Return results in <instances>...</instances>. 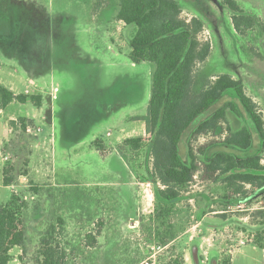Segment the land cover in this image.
<instances>
[{
	"label": "rangeland",
	"instance_id": "obj_1",
	"mask_svg": "<svg viewBox=\"0 0 264 264\" xmlns=\"http://www.w3.org/2000/svg\"><path fill=\"white\" fill-rule=\"evenodd\" d=\"M177 1L184 18L202 20L200 39L211 43L195 89L230 74L264 123V0H237L258 19L243 34L224 0ZM118 10L119 0H0V82L42 95L41 106L14 101L0 114V204L18 196L27 233V251L15 247L9 264H40V240L60 218L65 264H196L194 246L199 264H264V186H232L228 174L205 169L214 153L259 155L264 164V139L234 91L196 119L234 104L221 130L192 140L198 171L158 218L151 142L139 150L124 143L144 136L138 118L148 112L154 64L130 60L136 26L122 24ZM21 116L41 131L27 133ZM243 126L252 134L249 148L224 143L229 129ZM190 141L185 134L179 143L185 162ZM5 178L12 184L5 186Z\"/></svg>",
	"mask_w": 264,
	"mask_h": 264
},
{
	"label": "trees",
	"instance_id": "obj_2",
	"mask_svg": "<svg viewBox=\"0 0 264 264\" xmlns=\"http://www.w3.org/2000/svg\"><path fill=\"white\" fill-rule=\"evenodd\" d=\"M224 3L233 12L231 19L238 33L243 34L257 26L258 19L246 13L237 0H224ZM117 18L127 25L136 26L130 39V60L134 63L154 64L148 112L138 118L145 124L146 135L126 138L124 143L139 150L143 142H151L150 176L156 185L155 212L158 218H163L181 200L183 188L193 181L198 171L192 140L221 130L222 123L226 121L227 109L235 110V107L232 102L225 103L194 124L200 115L229 91H234L262 139L264 123L252 99L247 96L244 85L230 74L215 76L199 91L195 89L197 65L210 56L211 43L200 39L204 29L202 20L196 16L184 18L177 0H119ZM29 99L36 106L42 105L41 95L16 94L0 82V110L14 101L25 103ZM20 119L24 128L27 122L33 123V119ZM227 132L225 144L243 149L252 145V134L246 126L235 131L229 129ZM185 134L191 135L189 162L183 161L179 152V143ZM95 142L104 148L99 139ZM205 169L212 174H228L226 179L232 186L238 183L251 184L256 188L264 186V174L256 173L264 172V164L259 155L242 159L231 154L214 153ZM12 182V178L4 179L5 186ZM18 201V196L13 194L8 204H0V264L10 263L13 259L11 251L15 247L27 251V233L21 213L22 206L18 205ZM64 223V219L60 218L59 224L50 225L42 236L38 251L40 264H65L67 253L57 240L58 226L63 228ZM90 236L88 245L93 247L96 240Z\"/></svg>",
	"mask_w": 264,
	"mask_h": 264
},
{
	"label": "built area",
	"instance_id": "obj_3",
	"mask_svg": "<svg viewBox=\"0 0 264 264\" xmlns=\"http://www.w3.org/2000/svg\"><path fill=\"white\" fill-rule=\"evenodd\" d=\"M25 130H26L27 133L37 134V133H39L41 131V128L40 127H37L36 125L27 124ZM151 186H152V184L150 182H148L146 184L147 189L148 190H151V192H152Z\"/></svg>",
	"mask_w": 264,
	"mask_h": 264
},
{
	"label": "crops",
	"instance_id": "obj_4",
	"mask_svg": "<svg viewBox=\"0 0 264 264\" xmlns=\"http://www.w3.org/2000/svg\"><path fill=\"white\" fill-rule=\"evenodd\" d=\"M119 11V10H118ZM119 20V19H118ZM122 24H125V25H127L125 22H123V21H121V20H119ZM127 26H129V25H127ZM2 63V62H1ZM134 63V62H133ZM12 90V89H11ZM13 91V90H12ZM16 93V92H15ZM26 93H29V91H26ZM16 94H18V93H16ZM37 95V94H36ZM39 95H41V94H39ZM42 96V95H41ZM19 102V101H18ZM10 105V104H9ZM4 109L3 110H1V112H0V114H3L4 113ZM21 117H25V116H21ZM26 118H29V117H26ZM17 118L16 117H11L10 118V120H16ZM29 119H31V118H29ZM142 123H143V134L145 135V124H144V122L142 121ZM3 151V149L2 148H0V152H2ZM13 250V249H12ZM12 252V251H11Z\"/></svg>",
	"mask_w": 264,
	"mask_h": 264
},
{
	"label": "water",
	"instance_id": "obj_5",
	"mask_svg": "<svg viewBox=\"0 0 264 264\" xmlns=\"http://www.w3.org/2000/svg\"><path fill=\"white\" fill-rule=\"evenodd\" d=\"M199 249H198V247L197 246H194L193 247V256H194V259H195V262H196V264H199V257H198V251ZM213 264H215V263H213Z\"/></svg>",
	"mask_w": 264,
	"mask_h": 264
},
{
	"label": "flooded vegetation",
	"instance_id": "obj_6",
	"mask_svg": "<svg viewBox=\"0 0 264 264\" xmlns=\"http://www.w3.org/2000/svg\"><path fill=\"white\" fill-rule=\"evenodd\" d=\"M213 263L218 264V262L216 260H214V261L211 262V264H213Z\"/></svg>",
	"mask_w": 264,
	"mask_h": 264
}]
</instances>
